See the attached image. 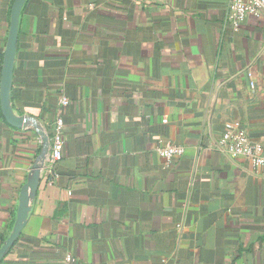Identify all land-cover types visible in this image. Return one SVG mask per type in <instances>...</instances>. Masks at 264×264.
I'll return each instance as SVG.
<instances>
[{
    "label": "crops",
    "instance_id": "obj_1",
    "mask_svg": "<svg viewBox=\"0 0 264 264\" xmlns=\"http://www.w3.org/2000/svg\"><path fill=\"white\" fill-rule=\"evenodd\" d=\"M62 96L57 175L0 264H264V167L217 149L238 120L264 152V11L234 29L227 0H28L14 109L49 134ZM1 115L7 235L39 136Z\"/></svg>",
    "mask_w": 264,
    "mask_h": 264
},
{
    "label": "water",
    "instance_id": "obj_2",
    "mask_svg": "<svg viewBox=\"0 0 264 264\" xmlns=\"http://www.w3.org/2000/svg\"><path fill=\"white\" fill-rule=\"evenodd\" d=\"M27 1L13 0L10 8L9 25L0 70V112L4 120L16 129L31 127L41 140V148L26 173L25 181L20 186L18 204L12 226L0 245V263L8 250L18 240L28 220L40 185L42 169L50 146L49 135L41 129L36 120L31 116L18 113L12 103L13 70L21 13Z\"/></svg>",
    "mask_w": 264,
    "mask_h": 264
},
{
    "label": "built area",
    "instance_id": "obj_3",
    "mask_svg": "<svg viewBox=\"0 0 264 264\" xmlns=\"http://www.w3.org/2000/svg\"><path fill=\"white\" fill-rule=\"evenodd\" d=\"M264 11V0H227V18L234 29H238L241 22L247 15H258ZM251 87H254L251 83ZM69 100L62 96L58 102V111L52 124V132L49 136V152L46 155L42 178L47 183L54 182L57 175V164L63 156L64 145V119L60 108L66 106ZM35 150H40V138L32 145ZM217 149L229 157L243 156L254 167H264V152L259 143L253 142L238 120H228L224 123L223 132L218 139ZM159 156L166 160L181 156L184 147L181 145H166L157 150Z\"/></svg>",
    "mask_w": 264,
    "mask_h": 264
},
{
    "label": "trees",
    "instance_id": "obj_4",
    "mask_svg": "<svg viewBox=\"0 0 264 264\" xmlns=\"http://www.w3.org/2000/svg\"><path fill=\"white\" fill-rule=\"evenodd\" d=\"M1 61V59H0ZM1 115V114H0ZM1 117L3 118V116L1 115ZM49 136L51 135V132L48 134ZM36 152H39V150L36 149ZM12 226V225H11ZM7 235L1 234L0 233V245L2 244L3 240L5 239ZM10 250V249H9Z\"/></svg>",
    "mask_w": 264,
    "mask_h": 264
}]
</instances>
